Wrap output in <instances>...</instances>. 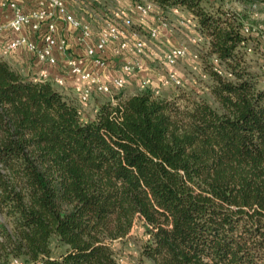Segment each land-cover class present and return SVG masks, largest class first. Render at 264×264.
<instances>
[{
	"label": "trees",
	"instance_id": "16d2710c",
	"mask_svg": "<svg viewBox=\"0 0 264 264\" xmlns=\"http://www.w3.org/2000/svg\"><path fill=\"white\" fill-rule=\"evenodd\" d=\"M145 1L193 20L211 102L143 88L84 117L0 55V262L122 264L111 242L138 218L150 264H264V77L247 50L261 31L210 0Z\"/></svg>",
	"mask_w": 264,
	"mask_h": 264
},
{
	"label": "built area",
	"instance_id": "2783aa9c",
	"mask_svg": "<svg viewBox=\"0 0 264 264\" xmlns=\"http://www.w3.org/2000/svg\"><path fill=\"white\" fill-rule=\"evenodd\" d=\"M121 0H112L114 6L108 16L96 31H93L87 21L77 18L67 8V3H77L79 0H36L37 7L28 12H23L21 8L12 0H0V5L11 10V17L7 23H0V32L9 30L17 33L15 37L0 45V55H5L22 47L42 64L35 79L48 78L47 67H55L57 62L53 51L64 53L68 48L67 37L56 34V21L60 20L70 26L76 33V42L82 47V55H69L65 58L66 71L70 75L78 78L79 82L73 85V90L77 95L78 102L84 104L91 96L92 92L110 94L112 90H120L126 84L124 75H129L138 70L142 64L144 41L138 31L133 28L131 14H135L136 24L143 26L157 7L149 1L131 0L130 4L122 5ZM171 12L178 15L174 24L167 23L163 17L158 18L160 26H177L178 28L191 26L193 20L187 16H181L178 8H172ZM41 25L44 30L38 33L37 42L29 39L21 33L23 27H27L33 32H38ZM192 28V27H191ZM255 26L245 25L243 32L255 31ZM149 39H155L159 34V26L152 25L146 30ZM202 37L195 31L189 36L188 41L197 47L202 42ZM112 47L113 55L122 53L130 54L128 61L120 65V75L113 76L108 80H103L102 73L106 68L107 61L105 52ZM251 51L250 48L247 49ZM187 46H171L161 52L160 61L166 67L164 75L158 80L160 86H181V77L172 68L177 60L185 57ZM216 63V59H212ZM89 64L90 67L85 66ZM215 69V68H214ZM216 70V69H215ZM218 72V70H216ZM202 77H205L202 74ZM54 83L62 86L64 81L61 77L51 78ZM153 80L150 76H144L138 81V89L150 88L153 95L158 94V87L152 86ZM42 260L35 262H24L19 258H11L0 264H42Z\"/></svg>",
	"mask_w": 264,
	"mask_h": 264
},
{
	"label": "rangeland",
	"instance_id": "374dc122",
	"mask_svg": "<svg viewBox=\"0 0 264 264\" xmlns=\"http://www.w3.org/2000/svg\"><path fill=\"white\" fill-rule=\"evenodd\" d=\"M98 1L100 0H94L93 2H97L96 5L99 4L98 6H101V2ZM130 2L123 3L122 5H128L130 4ZM81 3L82 2L80 0L77 3H67V8L69 10L70 7H72L73 5L77 6V4H80L81 6ZM210 3L214 6L220 5L223 9L243 14L245 17L243 21L245 25L255 26L256 28H258V30L261 31L260 48L262 49L257 46L256 49L248 51V57L251 60L250 62L252 65V70L254 72H258L261 76L264 77V2L258 0H245V2L237 0H210ZM90 5L89 7L92 8V6ZM105 5L108 7L110 6L109 8H111L110 2L107 4L103 3L102 6L105 7ZM95 12H97L99 16L93 17V21H88L89 18L86 19V17H84L85 13H83L84 15H82L84 21H87L89 23L93 31H96L100 26L102 19L108 16V11L104 8H101V11L99 12ZM178 14H180L181 16H186V13L184 11H179ZM159 16L163 17L165 22L173 24L176 17H178V15L170 11L160 12L155 8L154 12L150 16H148L145 24L140 27L136 24L135 14H131V17L133 19V28H135V30L138 31L141 35V38L144 41V49L143 55L141 57L142 64L140 68L129 75H124L126 84L122 89L112 90L110 94L92 92L90 98L84 104H80L78 102L77 95L72 88H70L72 90L67 89L68 91L64 92V89L61 86L54 85L59 90L63 91L65 94H69L68 96L75 99L77 106L81 110L82 116H86L87 114L91 113V106L98 105L99 103L110 99L114 94L128 95L139 91L138 81L142 78V75H140L141 72H144V76L152 77L153 85L158 87V94L156 96L176 99L177 104L180 106L184 105L185 102L198 95L211 102L207 88L209 79L207 76L202 77L201 72V66L203 63L201 50L204 48L202 44L203 42H201L199 46L195 47L188 41L189 36L192 35L196 30H193L191 26H182L181 28H178L177 26H165L171 30L170 32L173 34L172 36L175 39L176 43H173V41H168L167 43H164V45H161L158 39H149L146 33L147 28L149 26H152L149 20H156ZM57 22H59V20H57ZM154 24H158L157 21H154ZM65 32L68 31L65 30ZM182 44L187 46V53L185 57L177 60V62L172 67L174 71L181 77L182 85L177 87L160 86L158 80L164 75L166 69V67L160 61L161 52L171 46ZM107 52L111 53L112 56L109 55V57L106 58V68L109 67L114 69L115 71L120 72L121 62L118 58L114 57L119 55L113 56L112 47L109 48ZM117 59L119 60L118 62H116ZM11 65L18 71H20V69L15 64ZM103 75L104 74L102 73V76ZM0 220H3L1 216ZM144 238L145 233L142 223L138 218H136L132 227L124 238L111 242V247L113 248L117 261L122 264H150L147 260L142 259L139 256L140 244L144 240ZM50 245L51 251L54 255H56L63 249V247L57 244L54 240H51Z\"/></svg>",
	"mask_w": 264,
	"mask_h": 264
},
{
	"label": "crops",
	"instance_id": "0c3cea01",
	"mask_svg": "<svg viewBox=\"0 0 264 264\" xmlns=\"http://www.w3.org/2000/svg\"><path fill=\"white\" fill-rule=\"evenodd\" d=\"M14 1L23 12H28L32 9H35L37 7V2L36 0H12ZM81 6L80 4L73 5L72 7H70L69 11H71L73 13V15L77 18H80L82 20H84V18L82 17V15H84L83 13H85L84 17H86V19L89 18L88 21H93V17H98V13L95 11H101V8L103 9H107L108 13L110 12L111 8L114 6V3L112 2V0H100L98 2H101V6L96 5L95 2H93L94 0H80ZM97 1V0H96ZM131 0H121L120 4L123 3H127L130 2ZM111 3V8H109L108 6L105 5V7H103V3L107 4V3ZM92 6V8L89 7V5ZM109 9V10H108ZM161 12V11H160ZM12 13L11 10L5 6H1L0 5V23L5 24L8 22V20L10 19ZM91 18V19H90ZM150 23L153 25L154 21H157L158 23V19L156 20H149ZM153 22V23H152ZM56 34L57 35H62L67 37L68 40V48L66 49V51L64 53H59L56 51H53V55L56 58V66L55 67H47L48 69V78H52L54 76H58L61 77L64 81V92H67L69 90H72L70 88H73V85L77 82H79L78 78L74 75H70L67 73L66 71V67H65V58L66 56L69 55H82L83 51L81 46H78L77 42H76V33L74 32V30L64 24L63 22H61L59 20V22L56 21ZM154 25H158L159 26V34L156 37V39H158V41L161 43V45H164V43H167L168 41H173V43H176L175 39L173 38V34L170 32L171 30L167 27H163L160 26L159 24H154ZM44 30V26L41 25L40 30L38 32H33L31 30H29L27 27H23L21 30V33L26 35L29 39L37 42L38 40V33L42 32ZM68 31V32H65ZM16 35H18L17 33L11 32L9 30H4L2 32H0V45H2L3 43H5L7 40L15 37ZM80 47V48H78ZM112 56L111 53L109 52H105V57H109ZM114 56V55H113ZM2 57L7 60L8 62H10L11 64H15L19 69L20 72L24 73V74H28L30 76H37L38 71L40 70V68L42 67V64L37 61V59L33 56L32 53L26 51L24 48L20 47L15 51L9 52L5 55H2ZM115 58H118L120 60V62H125L128 61L131 58L130 54H126V53H122L119 56H114ZM116 60V62H118L119 60ZM85 66H89V64H86ZM107 67V65H106ZM141 71V70H139ZM103 80H108L109 78H112L113 76H117L120 75L119 71H115L112 68H106L105 70H103ZM140 75H142L141 77L144 76V72H141ZM140 77V78H141ZM92 110L90 114H87L84 117H91L94 114V111L96 109V105L91 106Z\"/></svg>",
	"mask_w": 264,
	"mask_h": 264
}]
</instances>
